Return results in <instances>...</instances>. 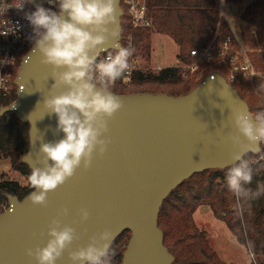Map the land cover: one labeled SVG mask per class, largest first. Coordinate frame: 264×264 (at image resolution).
Listing matches in <instances>:
<instances>
[{
    "label": "water",
    "instance_id": "obj_1",
    "mask_svg": "<svg viewBox=\"0 0 264 264\" xmlns=\"http://www.w3.org/2000/svg\"><path fill=\"white\" fill-rule=\"evenodd\" d=\"M47 2L33 0L32 4ZM118 7L122 29L120 0ZM121 39L122 35L120 46ZM30 55L16 76L17 99L1 108L0 116L14 113L29 124L30 147L22 162L31 169L42 166L41 143L58 141L64 134L55 131L57 118L45 115L38 105L54 82L46 79L51 69L41 64L39 54L26 63ZM119 96L125 107L109 123L112 143L103 157H96L90 170H77L73 179L49 193L47 207L33 206L28 196L22 201L8 197L9 208L0 214V264H35L26 250L46 245L48 225L64 207L70 212L64 222L81 236L73 250L86 245L92 235L110 229L119 232L115 241L125 232L131 234L121 264L175 262L159 228L163 203L194 175L230 166V146L221 142L218 133L231 130L230 125L224 127L230 108L250 111L249 105L219 74L208 76L179 97L153 93ZM13 204L15 211L10 213ZM81 208L90 212L84 224L79 223ZM57 264H70L67 252Z\"/></svg>",
    "mask_w": 264,
    "mask_h": 264
},
{
    "label": "clouds",
    "instance_id": "obj_2",
    "mask_svg": "<svg viewBox=\"0 0 264 264\" xmlns=\"http://www.w3.org/2000/svg\"><path fill=\"white\" fill-rule=\"evenodd\" d=\"M48 3L57 6L58 11L37 5L34 12L26 15L33 31L28 37L31 55L25 62L39 54L41 64L51 69L46 79L54 82L38 105H42L45 115L57 118L55 131L64 136L41 143L42 166H32L27 177L33 189L27 201L39 207H47L49 193L73 179L77 170H90L96 157L108 152L112 143L109 123L125 107L124 99L111 90V85L128 69L134 52L119 43V0ZM105 52L107 55L100 59ZM256 90L264 93V81ZM230 109L228 125L224 127L230 125L231 130H221L218 135L224 145L230 146L225 181L239 209L242 202L264 193V181L257 182L255 189L250 187L255 174L250 154L264 161V110L253 113ZM14 211L13 204L9 212ZM69 214L67 207L57 213L48 225L46 245L28 248L27 257L35 264H57L67 252L70 264H113L114 241L119 232L106 229L73 250L81 236L75 227L64 222ZM79 215L80 224L90 218L85 208L80 209Z\"/></svg>",
    "mask_w": 264,
    "mask_h": 264
},
{
    "label": "trees",
    "instance_id": "obj_3",
    "mask_svg": "<svg viewBox=\"0 0 264 264\" xmlns=\"http://www.w3.org/2000/svg\"><path fill=\"white\" fill-rule=\"evenodd\" d=\"M242 2L243 0H225L227 4L237 5ZM47 7L58 11L57 6L49 3ZM148 9L153 24L152 29L131 31L128 26L122 27L123 37L131 32L133 34V57L142 55L145 60H150V38L154 33L169 37L179 47L178 60L184 64L189 62L192 51L205 50L214 40L220 15L215 9L214 0H148ZM240 19L250 26L261 27L264 22V0H257L246 8ZM181 77L180 68L165 69L158 75L135 71L131 77V93H124L127 89L123 85V76L113 86L112 91L118 95L165 94L152 92L149 89L177 87L184 83ZM235 84L241 85L245 93L248 92L244 80L231 84L237 91ZM195 88L196 85L184 95ZM179 96L183 95L175 97ZM250 97L252 103L247 102V104L252 112L253 105H257L259 99ZM16 99V92L11 99H0V109L11 105ZM29 131V124L21 122L14 113L0 116V163L9 161L11 168L26 181L31 169L22 162V158L29 151ZM256 158L250 154V160ZM226 171L227 169L209 170L197 174L183 182L164 201L159 214V228L164 233V245L175 258L173 264H209V257L220 264L204 240L201 244H192L193 238L198 235L187 234L184 238L178 237L176 241H170V234L180 232L181 225L192 223L190 218L200 207L209 208L218 220L227 225L240 244L252 248L257 258L260 254L264 255V193L242 202L240 211L232 212L231 205H236V198L228 191L225 181ZM254 172L253 182L250 185L253 189L256 188L257 182L264 181L263 166L256 165ZM31 191L33 189L29 184L21 187L17 183L0 181V204L8 203L9 196H15L22 201ZM192 230H196L194 225ZM130 237L131 234L125 232L114 242L113 264L122 263L125 251L123 248L127 246ZM166 244H170L173 251Z\"/></svg>",
    "mask_w": 264,
    "mask_h": 264
},
{
    "label": "rangeland",
    "instance_id": "obj_4",
    "mask_svg": "<svg viewBox=\"0 0 264 264\" xmlns=\"http://www.w3.org/2000/svg\"><path fill=\"white\" fill-rule=\"evenodd\" d=\"M217 7L220 14L219 22L216 35L212 41L213 43L211 42L209 45L210 48H212L209 50L212 54V58H207L208 56H206V58L203 56L192 57L190 53L189 62L186 64L180 63L178 60L179 51L177 45H175L170 39L154 33L150 38V60H145L142 55L137 57L131 56L129 64L134 65L136 71L155 75H158L162 70L170 68H180L182 73L189 72L187 79L181 77L184 83L177 87L149 89L152 92H164L165 94L174 97L184 95L195 85L197 87L205 78L213 74H219L228 81L230 78L232 63H234L235 66L249 64L250 73L253 74L250 76H244L242 74L236 81L237 83L240 80H244L246 83L245 87L248 89V92L245 93L241 85L235 84L234 86L243 100L249 104L252 103L250 96H254L259 99V103L257 105H253V113L259 110H264V93L256 90L259 84L264 81V69L261 67V63H264V22L259 28H255V26H250L244 22L241 23L242 21L240 22L239 18L245 9L243 4H227L225 3V0H218ZM231 15L233 18H231ZM121 21L123 28L128 26L126 18L122 17ZM234 22L237 23V27ZM228 38L233 39L231 50L225 56H217L222 50V41H225ZM121 44L125 47L123 36ZM223 52L226 53L227 51L223 48ZM231 57L234 58L231 60L230 64L228 59ZM191 69H195V72H191ZM17 73L18 69H16L13 73V86L15 84ZM123 85L127 89L124 93H131L132 82H124L123 80ZM112 89L113 86H111V90ZM250 162L253 168L258 164H261L264 168V161L259 160L258 157L250 160ZM0 181L17 183L21 187L27 186L28 184L24 177L11 168L9 161H2L0 163ZM2 204L4 205L6 203ZM238 210L240 211V209L231 205L232 212ZM190 220L192 223L188 225H181L180 232H172L170 234V241H176L178 237L184 238L187 234H191L193 236L198 235L193 238L194 242L192 244H201L204 240L206 246L212 250L220 264H264V255L260 254L257 258L249 245L245 246L240 244L227 225L223 221L218 220L209 208H198L191 216ZM192 225L195 226L197 230H195L196 232L192 230ZM201 235H203V237ZM166 245L171 249L170 244ZM125 248L126 246L123 250ZM171 251L173 250L171 249ZM208 261L209 264H217L210 257Z\"/></svg>",
    "mask_w": 264,
    "mask_h": 264
},
{
    "label": "built area",
    "instance_id": "obj_5",
    "mask_svg": "<svg viewBox=\"0 0 264 264\" xmlns=\"http://www.w3.org/2000/svg\"><path fill=\"white\" fill-rule=\"evenodd\" d=\"M47 4L48 2L42 6L47 9ZM120 7L123 11V18H126L131 31L152 29L153 24L149 17L148 0H120ZM35 10L36 6L29 0H0V99H11L15 92L17 94L16 84H14L15 87L13 86V73L16 69L19 71L24 58L31 50L32 45L28 37L32 34L33 28L26 19V15ZM123 39L125 47L132 48V32L126 34ZM232 44V38L222 41V50L217 56L227 55L232 48ZM223 48L227 51L226 53L223 52ZM211 49L209 46L205 50H194L191 55L192 57L203 56L206 58L208 56L207 58H212L209 51ZM106 55L107 53L101 54L100 59H103ZM233 58L228 59L230 64ZM231 66L229 82L227 81L230 85L235 83L242 74L244 76L253 74L250 73L249 64L235 66L232 63ZM135 71V66L129 64L128 69L122 75L124 82L131 81ZM191 72H195V69H191ZM188 76L189 72L182 73V78L187 79ZM118 81L119 79L113 82L111 86H114ZM8 208L9 203L0 205V214L7 211Z\"/></svg>",
    "mask_w": 264,
    "mask_h": 264
},
{
    "label": "crops",
    "instance_id": "obj_6",
    "mask_svg": "<svg viewBox=\"0 0 264 264\" xmlns=\"http://www.w3.org/2000/svg\"><path fill=\"white\" fill-rule=\"evenodd\" d=\"M217 1L218 0H214V3H215V9L218 11V7H217ZM257 0H243V2L242 3H240V4H238V5H241V4H243L244 5V8L246 9V8H248L249 6H251L253 3H255ZM244 9V10H245ZM231 14H233V13H231ZM231 18H233V16L231 15ZM239 21L241 22V19L239 18ZM235 23V26L237 27V23L236 22H234ZM241 23H243V22H241ZM256 28V27H255ZM159 35V34H158ZM161 36V35H160ZM162 37H165V38H168V39H170L169 37H167V36H162ZM171 40V39H170ZM172 41V40H171ZM175 44V43H174ZM176 45V44H175ZM178 47V46H177ZM178 51H179V47H178ZM178 55H179V53H178ZM261 67L264 69V63H261Z\"/></svg>",
    "mask_w": 264,
    "mask_h": 264
}]
</instances>
